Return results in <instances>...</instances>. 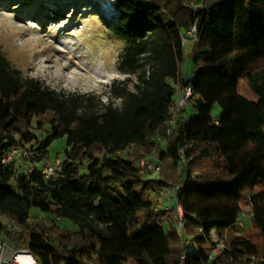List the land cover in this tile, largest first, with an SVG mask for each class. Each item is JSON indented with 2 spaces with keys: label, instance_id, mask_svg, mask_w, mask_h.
<instances>
[{
  "label": "trees",
  "instance_id": "16d2710c",
  "mask_svg": "<svg viewBox=\"0 0 264 264\" xmlns=\"http://www.w3.org/2000/svg\"><path fill=\"white\" fill-rule=\"evenodd\" d=\"M114 7V36L123 43L117 70L127 76L111 90L119 107L108 103L97 111L90 100L81 104L82 98L56 93L23 77L0 53V217L20 228L8 232L0 221V237L40 264H245L261 253L242 236L227 239L226 250L212 261L208 252L212 234L222 239L240 220L245 192L251 223L264 240V0H211L195 9L185 0H116ZM192 26L194 74L187 80L180 72L182 38ZM239 81L256 102L238 94ZM177 85L191 89L196 115L184 121L181 111L167 135ZM214 105L221 109L216 119ZM61 138L73 154L64 152L67 159L54 177L44 178L38 167L17 174L14 163H1L13 145L27 150L28 163L43 162ZM132 146L157 147L164 169L180 168L182 235L204 251L186 254L173 214L165 217L149 198L164 181L143 178L134 160L117 156ZM15 175L17 193L9 186ZM255 188L260 190L252 193ZM31 210L51 215L50 223H30ZM56 220L77 229H61Z\"/></svg>",
  "mask_w": 264,
  "mask_h": 264
},
{
  "label": "rangeland",
  "instance_id": "374dc122",
  "mask_svg": "<svg viewBox=\"0 0 264 264\" xmlns=\"http://www.w3.org/2000/svg\"><path fill=\"white\" fill-rule=\"evenodd\" d=\"M57 1L66 6L63 11H60V5L54 0L39 3V7L30 6V8L18 4L19 0H0V53L10 66L17 69L23 77L37 80L56 93L82 98L81 104L90 100V104L94 105L97 111L108 103L119 107L120 100L111 95V90L114 87H121L120 82L126 80L127 76L117 70V57L123 43L114 36L113 28L117 25V11L114 5H110L114 11L108 18L94 0ZM185 1L188 6L195 9L206 6V3L211 0ZM193 45L194 42L191 40L183 42L180 72L181 76L187 80L192 79L194 74V67L190 59ZM169 82L173 84L171 81ZM126 84L127 89L132 91L135 77L130 76ZM237 92L249 101L256 102L258 100L243 81L238 82ZM177 99L178 95L175 91L174 103ZM220 114L221 109L218 105H214L212 108L213 119L218 118ZM195 115L196 110L191 103H187L181 113L182 119L187 121ZM34 123L33 121V126ZM33 132L37 137L42 136L41 131L34 130ZM161 147H165V142H161ZM47 151L48 155L45 161L48 162H52L56 157H62L65 151L69 152V158L73 154L71 148L65 147L64 138L54 140ZM158 153L157 147L153 152L152 149L132 146L118 153L117 156L139 163L151 159L153 156L156 157ZM115 157L111 156L110 158ZM45 161L31 164L27 162V159H23L19 164H14L17 174H23L32 167L40 168ZM81 164L80 172L84 173L86 161L82 160ZM160 166L159 173L153 172L144 178L156 180L160 177L163 178L164 186L158 192L161 189L164 190V187L173 190L182 179L180 168L170 169L168 167L164 169L165 164L162 162ZM162 170H166V175L169 177L166 178ZM9 186L14 193H17L16 175L9 182ZM259 190L260 188H255L252 193ZM148 196L156 204L157 209L175 206V201L172 200L168 204L167 201H164L165 197L159 193L158 195L149 193ZM249 196L250 192H245L240 205L241 212L246 215L240 218L243 227L234 225L227 231V237L231 239L235 236H242L256 245L263 255L264 240L250 220ZM163 213L166 214V212ZM30 215V223L44 222L47 225L48 222L50 223L49 218L52 217L35 210H31ZM165 217L168 215L166 214ZM0 221L4 222L5 219L0 217ZM6 223L8 222L5 221ZM55 224L61 229L72 232L77 229L76 225L68 220H58ZM18 248L25 249L21 246ZM183 249L186 254L205 250L204 247H199L192 242Z\"/></svg>",
  "mask_w": 264,
  "mask_h": 264
},
{
  "label": "built area",
  "instance_id": "2783aa9c",
  "mask_svg": "<svg viewBox=\"0 0 264 264\" xmlns=\"http://www.w3.org/2000/svg\"><path fill=\"white\" fill-rule=\"evenodd\" d=\"M116 0H109V5H114ZM208 3V2H207ZM206 3V4H207ZM197 38V27L192 26L188 31L185 32V38H182V42L185 41H195ZM178 99L175 103L172 115L167 123L166 134L170 135L172 131L176 127V122L179 117V113L183 110L187 103H192L191 100V89L188 86H180L178 85L177 89ZM157 143L163 142V139L159 136L155 138ZM152 151L154 152V149ZM29 158V153L24 147L13 145L9 147L1 157V163L4 165H8L11 163H20L23 159ZM67 159L66 155L63 154L62 157H56L52 162L45 161L43 165L40 167V172L44 178H51L56 176L57 172H59L63 166L64 161ZM161 160L160 154L156 157H152L151 159L143 160L139 163L135 162L136 167L140 170L143 178L153 172L161 171ZM181 165L186 166L187 161L185 159H181ZM168 183V182H167ZM169 184V183H168ZM182 186V179L180 182L171 190L168 187H164V190L161 189L158 193L161 196H164L168 204L170 201H175V206L173 208L165 207L163 212L166 214H173L174 222L173 226L175 232L179 236V244L181 248H184L186 245L190 243L187 237L181 236L180 233L184 230V221H183V210L181 205L178 203V193ZM163 190V191H162ZM157 193V195H158ZM163 202V201H162ZM160 202V203H162ZM246 215L241 212L240 218L245 217ZM40 218V217H39ZM58 221V220H56ZM237 226L243 227V223L239 220L236 223ZM6 230L8 232H20L19 226L14 223L8 222L6 223ZM198 231H201L198 229ZM212 234L213 244L210 246V250L208 252V260L212 261L217 258L223 251L226 250V240L228 239L227 233L222 239L216 238V236ZM181 263L184 262V253H181L180 257ZM0 264H40L37 259L31 254L27 249H21L15 247L12 243L8 242L6 239L0 237ZM86 264H92L88 262ZM245 264H264V254L261 256H255L250 258Z\"/></svg>",
  "mask_w": 264,
  "mask_h": 264
},
{
  "label": "bare ground",
  "instance_id": "6f19581e",
  "mask_svg": "<svg viewBox=\"0 0 264 264\" xmlns=\"http://www.w3.org/2000/svg\"><path fill=\"white\" fill-rule=\"evenodd\" d=\"M95 2L98 3V5L100 6L101 10H103L104 14L110 18L112 16L113 13V8L109 5L108 1L109 0H94Z\"/></svg>",
  "mask_w": 264,
  "mask_h": 264
},
{
  "label": "crops",
  "instance_id": "0c3cea01",
  "mask_svg": "<svg viewBox=\"0 0 264 264\" xmlns=\"http://www.w3.org/2000/svg\"><path fill=\"white\" fill-rule=\"evenodd\" d=\"M177 89H178V85L176 86V91H177ZM160 146H161V143H160ZM17 164H19V163H17ZM145 179H148V178H145ZM149 180H156V179H149ZM157 180H163V178H159V179H157ZM164 201H166V199L164 200ZM168 216H170L171 215V213L170 214H167ZM183 236V235H182Z\"/></svg>",
  "mask_w": 264,
  "mask_h": 264
}]
</instances>
